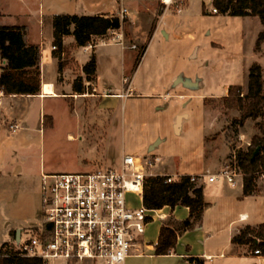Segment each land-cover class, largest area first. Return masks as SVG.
<instances>
[{"label": "rangeland", "instance_id": "374dc122", "mask_svg": "<svg viewBox=\"0 0 264 264\" xmlns=\"http://www.w3.org/2000/svg\"><path fill=\"white\" fill-rule=\"evenodd\" d=\"M39 1L43 11L47 14L64 12L92 15L99 10L108 12L112 8L113 10L117 8L116 6L112 7L114 0ZM208 6L211 9V5ZM133 8L137 11L132 15V19L125 16L120 30H118V33L123 35V47L105 34L95 38L96 47L90 49V52H84L80 47L73 49L80 63L84 58H88L89 53L96 54L99 61L98 77L101 82L120 85L122 68L128 70L125 76L130 78L132 76L129 71L131 66L136 64L137 56L143 53L146 43L151 37L155 21L140 18L135 4H133ZM178 15V19L180 16L184 18V25L182 24L185 26L184 28H190L194 34L191 41L198 49L193 55L192 49L186 50L183 42H176L171 36L168 40L159 35L153 37L146 50V55L150 58L148 63L154 61L153 66L156 68L158 77L157 83L162 84V78L165 79L166 75L172 72H176V74L183 72L190 78L199 80L201 94L214 95L216 105L223 109L224 116L218 117V110L206 107L211 103L210 100L206 101L207 104L205 103L204 107L203 103L191 99L184 108V111L191 116L190 121L184 120L185 124L176 133L174 130L175 119L170 109L172 99L169 97H165V101L158 102V105L166 103L168 105L165 107L166 109H151V112L148 113L149 121L145 122L144 129L137 125L135 127V122H133L134 112H136V107L139 109L140 104L135 99H133L134 101H123L122 98L112 99L106 105L104 102H99V99L88 98L87 101L78 99L76 104L69 102V104L71 103L70 108L68 102L62 99L46 101L45 108L51 110L55 121L48 114L50 111L47 110L46 116L43 117L44 140L42 144L39 147V145L31 143L21 152V156L17 154L16 160H18L14 166L20 168L16 172L19 173L18 175L0 177V245L7 239L6 225L16 227L15 230H18V226L28 228L23 234V238L32 235L33 231L41 228V173L80 172L91 170L97 166H111L115 165L122 153L145 159L151 157L145 154L158 155L164 162L174 164L173 157L175 155L183 154V158H187L185 153L189 152V141L196 145L201 131L204 135L215 130L212 139L218 142V145L225 144L224 147L228 150L222 164L236 166L235 154L239 150H247L253 136L259 134V130L255 126V121L250 119L246 120L242 127L235 129L233 121L239 117L238 111L222 107L219 99L225 85L238 84L245 88L247 69L250 64L264 65V49L262 48L254 54L253 48L257 34L263 26L256 17L228 16L210 13V10L209 13L207 11L205 13L201 0H190L188 9ZM22 18L26 19V15ZM131 21L133 22L131 23ZM31 26L30 38L33 40L34 35L32 34H35L36 27L34 24ZM42 28L41 35H43L41 37L44 38L45 43H48L47 24ZM183 39L186 40L185 37ZM103 40L108 44H103ZM130 45H136V48L132 49L129 47ZM181 47L184 49L182 50ZM155 57L158 59H154ZM133 58L135 63L132 61ZM66 63L73 75L80 74L79 67L75 65V62L67 61ZM129 64H131L130 67ZM141 78V75L136 77L135 84L143 81L148 85L153 81L152 76H147L144 80ZM89 88L91 90L90 86ZM167 88H170L169 81L164 84V90ZM191 93H195V91H191ZM13 101L16 106L20 107L18 110L27 112V120L30 123L37 118L38 99ZM200 107L202 108L199 109ZM8 108L10 107L8 106ZM202 111L204 126L199 127V113ZM2 114L6 120L12 121L14 118L8 112L5 103ZM129 115H132L131 121H129ZM213 116H216L214 121H212ZM210 121H212L211 125ZM223 121L224 124H222ZM14 124L16 123L9 124V127ZM69 134L72 136L68 137ZM34 135L36 136V134ZM158 140L161 141L157 145ZM150 149L153 151L150 152ZM184 161L186 160L182 159L178 162V168H182L181 170L186 167V169H190ZM145 164L146 173L149 176L156 175L151 170L155 171L161 165L158 164L156 168V164L154 166ZM239 171L242 173L241 169ZM259 175L256 173L254 194L244 197L239 202L235 199L237 190L230 189L222 182L213 184L222 190L223 194L207 196L208 202L212 206L211 210L209 209L207 220L210 226L215 225L221 230L219 233L221 241L227 240L235 227L244 223L236 221L239 212L245 211L249 214V219L245 222L251 223L253 227L264 222V182L259 179ZM175 176L173 175V177ZM134 204L140 206L142 203L137 199ZM37 213L40 214L39 218L35 217ZM153 216L156 220L153 221L152 228L153 234H156L158 217L156 214ZM32 217L36 219H32ZM168 217L160 221H165ZM232 220L235 222L230 223ZM34 223L38 226L33 227ZM7 242L15 243L13 234H10ZM241 248L246 253L250 251L248 246L244 245ZM133 261L128 259L125 264H132ZM150 262L151 260L148 259L147 264Z\"/></svg>", "mask_w": 264, "mask_h": 264}, {"label": "crops", "instance_id": "0c3cea01", "mask_svg": "<svg viewBox=\"0 0 264 264\" xmlns=\"http://www.w3.org/2000/svg\"><path fill=\"white\" fill-rule=\"evenodd\" d=\"M37 3H34V2ZM212 0H201L203 11L209 13V6L211 5ZM133 4L136 5V9H138L140 18H147L153 19L154 26L153 32L151 37L149 38L148 42L146 43L145 50L140 57V60L136 62V64L131 66L130 73L132 76L127 78L125 75L127 74L126 69L122 68L121 72V84H111V83H104L99 81L98 72H99V61L95 55L96 60V68H95V80L92 82H86L84 80V85L87 88V93L84 94H77L72 89V83L76 79V77L81 76L82 78L85 77L82 67L89 61L90 56L92 53H89L88 58H84V60L80 63L73 52V49L76 47H80L83 49L84 52H90V49H94L96 44L93 46L92 44L87 46H78L76 45L74 38L72 36H66L63 39L62 43V51L60 54V61L62 63V70L59 73L58 64L59 59L54 56V51L52 50L53 46V28H52V17L54 14L58 13H51L47 14L43 11V7L40 5L39 0H1L0 3V26H19L23 27L25 30V42L27 44L37 45L39 47V67H40V92L36 95H5L0 91V177L6 178L12 175H18L16 173L20 170L19 166L16 168L14 163L16 160L17 154L21 156V152L25 150L31 143L34 145L42 144L44 140V126H43V117L46 116L47 110L50 112L48 113L55 121L54 114L51 112L50 109L45 108L46 101L62 99L68 102V107L73 102L74 104L77 103V100H85L89 99H99V102H104L105 105L109 103V100L112 99H119L122 98L125 100H137L139 104V109H137L136 104V112H134V120L135 127H141L144 129L146 127L145 122L149 121L148 113L151 112V109L156 110H164L165 107H168L166 103L163 105H158V102L165 101V97H169L172 99L170 103V109L172 110L173 118L175 119L174 130L176 133L179 132V128L185 124L184 120H189L191 116L189 113L184 111L186 107V103L190 102L191 99H195L200 103H203L205 107V103L207 104V100H210L211 103L206 106L207 108L215 109L217 113L219 112L218 117H223V109L219 108L216 105V98H213V94H201L200 91V82L199 80L192 79L189 76L185 75L183 72H172L166 75L165 79L162 78V84L157 83V75H156V68L153 66L154 61L149 62V57L146 55V50L153 39L156 36H161L165 40H168L170 36L176 42H183V45L186 46L187 49L193 50V55L197 51L198 47L194 46L192 43V37L194 34L191 32V29L184 28V18L182 16L177 18L182 11L188 9L190 5V0H174L173 4L165 5L162 3V0H114L112 7L116 6L115 10H109L108 12H103L99 10L95 14L88 15V14H76V13H68V14H76L79 16H94V15H105V16H118V11L122 7H126L129 11V19H132V15L135 13L133 8ZM208 6L207 10L206 7ZM20 7V10L18 8ZM132 7V8H131ZM212 7V6H211ZM27 9V10H26ZM134 9V10H133ZM64 13V12H61ZM117 13V14H116ZM211 13V12H210ZM26 19L22 18L25 17ZM229 16V15H228ZM251 17V16H247ZM246 17V18H247ZM257 18V17H256ZM133 21H131L132 23ZM146 24V22H143ZM31 24H34L35 34L34 39L31 40ZM48 26L49 35H48V43H45L44 38H42V26ZM183 24V25H182ZM264 27L262 28V30ZM260 30V31H262ZM259 31V32H260ZM33 32V31H32ZM258 32V33H259ZM186 40L183 39L182 35ZM258 35V34H257ZM160 37V39H162ZM257 38V37H256ZM108 44V43H104ZM47 45V46H46ZM181 45V46H183ZM122 46V45H121ZM189 46V47H188ZM123 47V46H122ZM254 48V47H253ZM183 50L184 47H181ZM179 48V50H181ZM148 52V51H147ZM182 52V51H181ZM257 52H254L256 54ZM178 57V56H177ZM154 59H158L155 57ZM67 61L75 62V65L79 67V75H73L71 73V69L68 68ZM133 63L134 58H133ZM5 64V61L0 59V72L1 68ZM260 64V63H257ZM251 65V64H250ZM249 65V66H250ZM264 66L263 64H260ZM249 68V67H248ZM176 70V68H175ZM248 71V69H247ZM248 73V72H247ZM141 75V79H145L147 76H152L153 81L150 84H146L145 82H137L135 84V78ZM104 81V80H103ZM169 81L170 88L164 90V84ZM50 85L53 89V93H44L43 86ZM238 85V84H237ZM91 87V90L89 88ZM230 85H225L221 98L219 99L221 102V106L223 107V98L227 95V90ZM139 89V91H138ZM114 90V91H113ZM118 90V91H117ZM191 91H195V93H191ZM17 99H38V115L37 118L34 119L32 123L27 120V112H24L20 109L19 106H16V103L13 100ZM214 99V100H213ZM71 103L69 104V102ZM209 101V102H210ZM213 101V102H212ZM4 103L7 106L8 112L13 115L12 121L6 120L3 113V106ZM216 105V106H215ZM8 106L10 108H8ZM70 108V107H69ZM200 107L199 109H201ZM207 110V109H206ZM184 111V112H182ZM204 111V110H203ZM203 111L199 113V127L204 126L202 121ZM209 115V114H206ZM131 116L129 115V121H131ZM216 116H213L214 121ZM5 121V122H4ZM210 121V125L212 124ZM16 123L9 127V124ZM139 123V124H138ZM34 124V126H33ZM55 124V122H54ZM224 124V121L223 123ZM16 125V128H13ZM19 125V126H17ZM104 125V124H103ZM187 126V125H186ZM223 126V125H222ZM216 132H210L209 134H201L199 135L197 144L194 145L192 141L190 142V146L188 151L186 152V159L183 158V154L175 155L174 164L164 162L160 156H154L151 154L150 159L157 158V161L153 164H156V168L158 164H161L159 168L155 171L151 170L156 175H199L208 171L210 173H215L218 169L223 165L222 161L227 155V148L224 147L225 144L218 145L214 139H212L213 134ZM36 134V136L34 135ZM72 135L69 134L68 137ZM161 140L157 141V145L160 143ZM156 144V143H155ZM156 145V146H157ZM152 148V147H151ZM155 149V148H153ZM153 149L149 151L152 152ZM181 153V152H180ZM124 154V153H122ZM121 154V155H122ZM143 155V156H145ZM119 159V158H118ZM184 161L190 169L178 168V162L180 160ZM42 174L41 173V186H42ZM218 182L215 183H208L207 181L202 182L199 184L202 189V197L204 201V207L202 211V217L199 224L193 227L190 230L194 233V243L193 244H183L182 243V236L181 232L178 233L177 237V244L175 251L169 255H155V245L157 242V237L159 233V229L161 227L162 222L158 221V230L156 232L155 241L153 244V251L152 254H146L143 257L139 258H132L130 260H134L132 264H147V260L150 259V264H190L186 261L187 257H200L203 260V264H264V257L252 255L250 251L247 253L242 246H237L231 243V238L234 234H236L240 228L244 227L245 225L252 226L251 223L245 222L249 219V214L245 211L238 213V222L241 223L240 226H236L234 231L228 236L227 240L221 241L219 239L220 229H218L215 225L210 226L208 219V212L209 209L211 210L212 206L211 203L208 202L207 196L208 195H222L223 191L220 190L216 185ZM243 184H240L237 190V195L235 194V199L239 202L244 199L242 193ZM42 190V189H41ZM233 190V189H232ZM40 200H41V193H40ZM215 205V203H213ZM208 206H211L208 208ZM39 209V208H38ZM37 209V210H38ZM30 210V209H29ZM159 213H163L167 216L173 215L176 219H185L189 215V210L187 207H175L174 210H171L169 207L165 206L159 210ZM36 218L40 217V214L37 213ZM165 217V218H166ZM33 218L32 219H36ZM164 218V219H165ZM30 219V218H28ZM163 219V220H164ZM235 222L232 220L230 223ZM237 222V223H238ZM38 225H33V227ZM31 227V228H33ZM16 227H10L6 225L5 232L7 235V239L5 242L8 241L10 234L14 231V239L16 237ZM20 230V238H23V234L25 233L26 229L21 226L17 228ZM2 244V243H1ZM210 247H218L219 251L210 255L209 249Z\"/></svg>", "mask_w": 264, "mask_h": 264}, {"label": "trees", "instance_id": "16d2710c", "mask_svg": "<svg viewBox=\"0 0 264 264\" xmlns=\"http://www.w3.org/2000/svg\"><path fill=\"white\" fill-rule=\"evenodd\" d=\"M211 6L216 14L257 17L264 27V0H212ZM125 19V18H124ZM123 19V20H124ZM118 16H79L76 14L58 13L52 17L54 56L59 59L58 70H62L60 54L63 39L72 36L76 45H95V38L104 36L108 30H120L122 21ZM25 30L19 26H0V59L5 61L0 72V91L5 95H36L40 92L39 47L27 44L24 39ZM264 49V29L257 35L254 51ZM144 52V51H143ZM143 54V53H142ZM142 54L136 58L140 60ZM96 60L92 53L89 61L82 67L85 75L76 77L72 89L77 94L87 93L84 85L95 80ZM226 109H235L239 117L234 119L235 129L242 127L248 119L255 121L259 134L254 135L247 150H239L235 154L236 166L243 174V196L255 192L256 173H264V67L252 63L248 68L245 88L230 85L223 98ZM47 118V117H46ZM259 152L253 157L255 149ZM229 157V156H228ZM165 175L145 177L142 203L148 210H159L167 206L187 207L189 215L185 219H176L170 215L162 222L155 245V255H169L175 251L178 233L190 230L201 221L204 201L202 189L190 180L189 175L178 181L164 183ZM14 234V231L11 233ZM237 246H248L252 255L264 257V222L253 227L245 225L231 238ZM258 251V254L254 252ZM190 264H203L200 257H187ZM0 264H42L38 257H29L16 249L15 243L3 242L0 245Z\"/></svg>", "mask_w": 264, "mask_h": 264}, {"label": "built area", "instance_id": "2783aa9c", "mask_svg": "<svg viewBox=\"0 0 264 264\" xmlns=\"http://www.w3.org/2000/svg\"><path fill=\"white\" fill-rule=\"evenodd\" d=\"M173 2L162 0L165 5ZM209 10L217 13L214 7ZM125 16H129V11L122 7L118 17L123 20ZM106 36L124 46L118 30L110 29ZM129 47L135 49L136 45ZM156 161L157 158L124 153L111 166L43 173L42 226L15 242L16 249L26 256L40 258L42 264H125L128 259L143 257L147 254L145 239L149 227L156 220L153 215L158 220L166 217L159 213L160 209L148 210L142 203L144 180L149 176L145 163L153 166ZM165 176L163 182L172 183L183 175ZM259 179L264 182V173H260ZM190 180L198 185L204 181L222 182L235 190L243 184V174L237 166L227 164L215 173L190 175ZM137 199L141 200L140 206L134 204Z\"/></svg>", "mask_w": 264, "mask_h": 264}, {"label": "bare ground", "instance_id": "6f19581e", "mask_svg": "<svg viewBox=\"0 0 264 264\" xmlns=\"http://www.w3.org/2000/svg\"><path fill=\"white\" fill-rule=\"evenodd\" d=\"M43 92L44 93H53V89L50 85L46 84L43 86ZM152 227H153V224L150 225L149 232H148L146 239H145V241H146L145 242L146 243L145 250H146L147 254H152L153 244H154L155 236H156V234H153V228ZM218 251H219L218 247H210V249H209L210 255L217 253Z\"/></svg>", "mask_w": 264, "mask_h": 264}, {"label": "water", "instance_id": "95a60500", "mask_svg": "<svg viewBox=\"0 0 264 264\" xmlns=\"http://www.w3.org/2000/svg\"><path fill=\"white\" fill-rule=\"evenodd\" d=\"M259 152V147H257L253 153V157ZM183 244H193L194 243V233L192 231H184L181 233ZM20 239V230H16L15 242Z\"/></svg>", "mask_w": 264, "mask_h": 264}]
</instances>
